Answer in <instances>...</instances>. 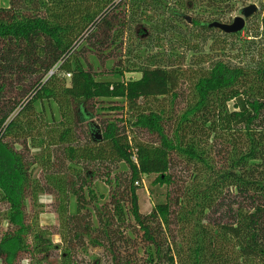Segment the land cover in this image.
Returning <instances> with one entry per match:
<instances>
[{
  "label": "trees",
  "instance_id": "1",
  "mask_svg": "<svg viewBox=\"0 0 264 264\" xmlns=\"http://www.w3.org/2000/svg\"><path fill=\"white\" fill-rule=\"evenodd\" d=\"M250 1L0 0V264H264V17L209 28ZM137 24L171 55L123 68Z\"/></svg>",
  "mask_w": 264,
  "mask_h": 264
},
{
  "label": "rangeland",
  "instance_id": "2",
  "mask_svg": "<svg viewBox=\"0 0 264 264\" xmlns=\"http://www.w3.org/2000/svg\"><path fill=\"white\" fill-rule=\"evenodd\" d=\"M250 5H256L257 8H259L258 12L255 14V16H253L251 19L247 20L246 25H252L253 23V18L256 17V15H259L261 18L264 17V0H253L248 2L245 6H238L237 9L232 12L229 16V19L225 20L224 22L226 23H232L234 21V19H236L238 16H241V11L242 9H244V7L250 6ZM187 16H189L190 18L195 17L194 13H187ZM128 20L130 21V19L128 18ZM255 22V20H254ZM114 24V23H113ZM116 25H118L117 23L114 24V27H116ZM130 26V25H129ZM128 31V33L125 35V41H124V45H123V52H124V59H123V64H121V66L123 68H126L127 62L129 61V59H131L128 55V51L130 49L134 50V55L133 57H138V58H142L145 61V58L147 59L148 57H157L158 59H161L162 56L159 55L161 54V52L164 51L165 47L168 49L171 48V44H169V42H166L163 44H161V46L156 45V42H154V37H151V35H155V32L153 31V29L149 28L147 25H134L131 27H128V29H126ZM110 30H107L104 32V34H101L99 36H96V38H92L91 41L93 42H103L104 43V39L106 38L105 36L107 35V33H109ZM88 35H90L88 33ZM87 35V37H88ZM243 36L245 37L246 34L244 33ZM86 37V38H87ZM156 38V37H155ZM168 43L169 46H166ZM144 47H148L147 49V53L145 54V48ZM183 56L186 55V53L184 52V50H182L180 52ZM169 55L170 51L168 52ZM146 55V56H145ZM145 56V57H144ZM137 58V63H139L141 59ZM93 64H95V60L92 59ZM133 60V59H132ZM173 64L176 66H180V59L177 58V56L173 59ZM185 64V65H184ZM182 64V66L185 69H189L190 65L188 63H184ZM99 72H103L105 74H103L104 76H108L109 73V67H99V70H97ZM110 75V73H109ZM103 76V78H104ZM141 75L137 74V73H126L125 75V81L126 80H130V79H140ZM69 79V78H68ZM113 105H120L122 106L123 104L121 103V101H112ZM106 105V104H105ZM105 107H108V105H106ZM127 112V111H126ZM124 112V113H126ZM113 117V118H118L121 119L123 116L119 111H109V112H98L96 119L93 120V123L96 124V126H100V130L101 126L104 125L103 123V119H105L106 117ZM101 135H103V131L100 132ZM153 179H145L144 181V186L141 187L139 189V197H140V208H141V212L145 215H148V213H150L154 207H155V197H153L150 193V184L151 181ZM101 192H105L106 193V189H105V185H101ZM40 202V207L38 209L40 213V225L41 226H55V225H59V218L58 216L53 213H51L50 211V204H52L53 199L46 197V196H40L39 198ZM62 243V239L59 236H56V238H54V244L58 245ZM104 259V254H102V250L100 248H89V252L86 255L85 251H82L80 253H77L75 256V261L77 264H94V262L97 259ZM29 263V262H28ZM56 263H60V259L59 261H57V259L53 262H51V264H56ZM27 264V262L25 263ZM31 264V263H30Z\"/></svg>",
  "mask_w": 264,
  "mask_h": 264
},
{
  "label": "water",
  "instance_id": "3",
  "mask_svg": "<svg viewBox=\"0 0 264 264\" xmlns=\"http://www.w3.org/2000/svg\"><path fill=\"white\" fill-rule=\"evenodd\" d=\"M259 8L256 5H250L244 7L241 11V16H238L232 23H222V22H214L209 24V28L221 30L226 34H237L238 32L243 31L246 28L247 20L251 19L258 12ZM189 22L191 21L188 18ZM97 140H101L102 136L100 134V130L95 134Z\"/></svg>",
  "mask_w": 264,
  "mask_h": 264
},
{
  "label": "built area",
  "instance_id": "4",
  "mask_svg": "<svg viewBox=\"0 0 264 264\" xmlns=\"http://www.w3.org/2000/svg\"><path fill=\"white\" fill-rule=\"evenodd\" d=\"M134 160H135V158H134Z\"/></svg>",
  "mask_w": 264,
  "mask_h": 264
}]
</instances>
